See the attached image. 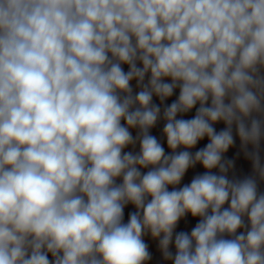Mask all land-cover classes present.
<instances>
[{
    "label": "clouds",
    "instance_id": "clouds-1",
    "mask_svg": "<svg viewBox=\"0 0 264 264\" xmlns=\"http://www.w3.org/2000/svg\"><path fill=\"white\" fill-rule=\"evenodd\" d=\"M262 141L264 0H0V264H264Z\"/></svg>",
    "mask_w": 264,
    "mask_h": 264
},
{
    "label": "crops",
    "instance_id": "crops-1",
    "mask_svg": "<svg viewBox=\"0 0 264 264\" xmlns=\"http://www.w3.org/2000/svg\"><path fill=\"white\" fill-rule=\"evenodd\" d=\"M125 70H127V66H124ZM146 81H147V77H146ZM170 82V80L168 81ZM134 91H138L139 89L136 88V83L135 81L132 82ZM179 95V89H176L174 91V94L172 97L166 99L163 103H161V101L159 100L158 97H153V103L157 104L158 106H160L161 109V116L158 119L156 125L150 129V135L156 137V139L160 142L161 146L164 148L165 154L166 155H170L172 154V150L168 147L167 145V139L166 136L163 133V128L166 124V121L163 119V111L164 108L166 106H169L172 102H174ZM199 107V104L196 105V107H194L191 111L187 112V113H182V114H178L177 115V119H192L194 118L195 114H196V109ZM214 127L216 128L217 132L223 130L226 126L224 125L223 122H219L217 124L214 125ZM132 131V135L133 137H135L137 135V131L138 130H131ZM233 135H234V139H235V143L232 147H230V149L228 150L227 153H225V158L226 159H231L235 162V166L234 169L229 173V178H236V179H243L247 176H251L253 175V171H252V163L250 160H248L245 156H244V152L241 148V141L238 137V135H236L235 132V127L233 128ZM208 143V139L207 137H205L202 141H199L197 143V145L192 148V149H184L183 147L178 148L176 151H184V150H188L192 153H195L197 150H199L200 148L206 146V144ZM249 150H251V146H249ZM124 151H131L134 154L138 153L140 151V145L139 142H137V144L135 146H128ZM261 157L262 159H264V141H262L261 143ZM151 168V166L149 168H142L140 169L142 173H146L147 171H149ZM205 171H207L206 169H204L202 167V165L197 164L195 167L189 168L188 171L185 173V176L183 177L180 185L176 186V187H182L185 184H189L191 182V180L197 176V175H201L203 174ZM214 173L219 174L218 170L214 169L212 170ZM122 182L120 179L117 180V183ZM173 186H169V190H172ZM258 189L260 192H264V182H259L258 185ZM225 207H227V204L225 205ZM131 211H135L134 207L132 205H128L125 208V215H124V222L127 223L128 220V214ZM199 217H195L193 218L190 214H188L186 217H184L183 219H181L178 223V226L175 230V232H188L190 234L192 228L195 227L196 223L199 222ZM225 238H230L227 235L225 236ZM144 242L148 245V250L152 255L151 260H149L147 262V264H172L171 261H165L159 251L158 248V240H155L151 237L150 234H147L143 237ZM173 252L175 251L174 246L171 249ZM49 259H51V254H49Z\"/></svg>",
    "mask_w": 264,
    "mask_h": 264
}]
</instances>
